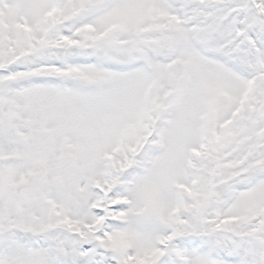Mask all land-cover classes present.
Wrapping results in <instances>:
<instances>
[{"label":"snow or ice","instance_id":"obj_1","mask_svg":"<svg viewBox=\"0 0 264 264\" xmlns=\"http://www.w3.org/2000/svg\"><path fill=\"white\" fill-rule=\"evenodd\" d=\"M0 264H264V0H0Z\"/></svg>","mask_w":264,"mask_h":264}]
</instances>
